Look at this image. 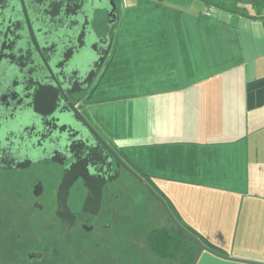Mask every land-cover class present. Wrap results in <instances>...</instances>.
Returning <instances> with one entry per match:
<instances>
[{
	"label": "crops",
	"instance_id": "crops-1",
	"mask_svg": "<svg viewBox=\"0 0 264 264\" xmlns=\"http://www.w3.org/2000/svg\"><path fill=\"white\" fill-rule=\"evenodd\" d=\"M244 5L127 0L89 101L138 170L187 202L180 223L220 250L196 264H264V4Z\"/></svg>",
	"mask_w": 264,
	"mask_h": 264
},
{
	"label": "flooded vegetation",
	"instance_id": "flooded-vegetation-1",
	"mask_svg": "<svg viewBox=\"0 0 264 264\" xmlns=\"http://www.w3.org/2000/svg\"><path fill=\"white\" fill-rule=\"evenodd\" d=\"M120 5L0 0V264H66L67 243L113 245L122 179L154 190L89 107ZM66 178L72 215L59 200Z\"/></svg>",
	"mask_w": 264,
	"mask_h": 264
},
{
	"label": "rangeland",
	"instance_id": "rangeland-1",
	"mask_svg": "<svg viewBox=\"0 0 264 264\" xmlns=\"http://www.w3.org/2000/svg\"><path fill=\"white\" fill-rule=\"evenodd\" d=\"M116 1H118L119 5L123 2V0ZM213 1L226 4L230 8H240L241 10H245L244 1L251 2L249 0ZM120 6L124 10L123 17H132L133 11L127 12V0H124ZM158 9L150 10L151 17H159ZM248 12L251 13L252 10H248ZM135 13L138 14L140 11L138 10ZM142 13L145 14L146 11ZM122 180L117 204L118 231L113 237H110L112 241L116 240V243L113 245L104 243L97 249L96 246L88 244L67 243L66 264H179L173 259L158 257L149 248L147 240L153 229L169 225V217L173 219V214L174 219L179 218L178 211H180V207L186 206L187 202L179 199V196L178 199L175 198L173 196L174 192H163V194L159 195L167 205L166 208L161 200L149 193L147 189L139 186L133 179V181L125 178ZM122 185H125L123 191L121 189ZM165 186L167 187V185ZM175 207L179 210H176ZM69 237L74 240H89L92 236L74 234Z\"/></svg>",
	"mask_w": 264,
	"mask_h": 264
},
{
	"label": "trees",
	"instance_id": "trees-1",
	"mask_svg": "<svg viewBox=\"0 0 264 264\" xmlns=\"http://www.w3.org/2000/svg\"><path fill=\"white\" fill-rule=\"evenodd\" d=\"M249 1L257 6H262L264 4V0ZM153 187L157 194L161 195L158 187L154 185ZM175 213L177 214L176 211ZM175 219L186 231L180 228L178 224L169 217V225L153 229L148 236V246L158 257L162 259H173L179 264H194L197 254L202 251V245L220 251L197 231L181 224L178 218Z\"/></svg>",
	"mask_w": 264,
	"mask_h": 264
},
{
	"label": "water",
	"instance_id": "water-1",
	"mask_svg": "<svg viewBox=\"0 0 264 264\" xmlns=\"http://www.w3.org/2000/svg\"><path fill=\"white\" fill-rule=\"evenodd\" d=\"M113 6H114V4H113ZM114 12V10L112 11V13ZM114 22H116V19L114 18V20L112 21V23H114ZM111 46H112V44H111ZM111 46H109V48H108V51H107V55H109L110 54V51H111ZM102 64H103V61L101 62V65L100 66H102ZM91 115H93V113L91 114ZM90 152V151H89ZM123 152V154L126 156V157H128L127 156V154L124 152V151H122ZM119 158V157H118ZM117 158V160H118V162H120V161H122L120 158L118 159ZM74 174V173H73ZM64 183H65V185H66V187H64V190H65V188H66V193H62V195L60 194V204H61V206H64V207H66V215H68V214H71V211H70V209L68 208V205H67V201H68V195H69V188H70V186H71V183H72V181H71V179H68V178H66V180L64 181ZM149 189H150V191H151V193L157 198V199H159V200H161L162 202H163V204L165 205V207L167 208V205L165 204V202L161 199V197L152 189V188H150L149 187ZM63 190V191H64ZM92 201H94L93 202V204L94 205H96V206H100V201H101V197L100 196H98L97 198H92L91 196H89L88 197V200H87V202H86V204H85V206L87 207L88 205H89V203L90 202H92ZM72 215V214H71ZM172 215V214H171ZM172 218H173V220L178 224V226L180 227V228H182L183 230H185L177 221H176V219H174V217L172 216ZM67 221V220H66ZM68 224V223H67ZM71 226V223L70 224H68V227L67 228H69ZM186 231V230H185ZM201 250H207V251H211L209 248H207L206 246H204V245H202L201 246ZM199 256H200V252L197 254V256H196V258H195V261H194V264H196V262H197V260H198V258H199Z\"/></svg>",
	"mask_w": 264,
	"mask_h": 264
}]
</instances>
